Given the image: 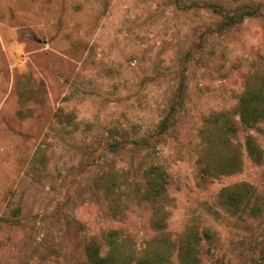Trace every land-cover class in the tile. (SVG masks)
<instances>
[{
    "label": "rangeland",
    "instance_id": "1",
    "mask_svg": "<svg viewBox=\"0 0 264 264\" xmlns=\"http://www.w3.org/2000/svg\"><path fill=\"white\" fill-rule=\"evenodd\" d=\"M215 21L163 0H0V264H88L89 239L104 254L112 231L132 257L121 264L165 251L179 264L165 242L189 226L215 233L203 264H264V206L231 215L217 201L238 182L264 198V158L244 148L249 133L264 153V122L237 132L240 172L200 183L197 164L206 118L233 111L264 71V14L224 33ZM181 83L175 126L154 155L134 153ZM114 140L127 148L110 151ZM152 162L170 179L164 225L144 197Z\"/></svg>",
    "mask_w": 264,
    "mask_h": 264
},
{
    "label": "trees",
    "instance_id": "2",
    "mask_svg": "<svg viewBox=\"0 0 264 264\" xmlns=\"http://www.w3.org/2000/svg\"><path fill=\"white\" fill-rule=\"evenodd\" d=\"M166 5H173L180 11H208L216 16L215 30L224 33L242 24L247 18L259 17L264 14V1H248L236 5H226L213 0H163ZM185 89L181 83L171 99L167 112L156 129L131 142L130 150L134 153L145 151L146 155H154L163 138L171 131L177 122L178 116L184 107ZM61 120L65 116L58 114ZM66 118L70 119L68 115ZM67 120V119H66ZM205 126L201 128L202 144L197 160L198 179L200 183L217 178L220 175H230L242 170V160L239 149L234 143L237 132L258 128L264 122V71L255 73L247 81L245 90L239 94L233 111L212 113L206 118ZM126 141L114 140L108 144L110 151L121 150L126 147ZM244 148L247 155L255 164H261L264 158L263 150L256 143L254 137L247 133L244 138ZM145 176V194L147 201L156 208L155 221L164 225L161 203L167 197L170 185L169 174L165 167L152 162ZM218 204L231 215L249 214L257 216L263 206L264 198L260 199L253 185L247 182H238L220 189L217 196ZM199 234L194 226L187 227L178 237L165 245L175 248L179 264H203L202 241L208 244L205 252L211 253L216 242L213 231L204 228ZM116 231L108 234L109 249L103 254L102 246L96 237H91L85 246L88 264H121L131 255L119 252L115 239ZM166 252V251H165ZM147 254L135 260V264H168L167 254ZM264 259V252L261 256ZM224 264V263H219Z\"/></svg>",
    "mask_w": 264,
    "mask_h": 264
}]
</instances>
